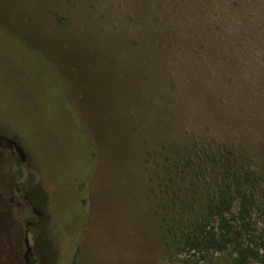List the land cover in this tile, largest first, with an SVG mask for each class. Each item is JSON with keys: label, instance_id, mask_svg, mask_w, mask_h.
Returning <instances> with one entry per match:
<instances>
[{"label": "rangeland", "instance_id": "374dc122", "mask_svg": "<svg viewBox=\"0 0 264 264\" xmlns=\"http://www.w3.org/2000/svg\"><path fill=\"white\" fill-rule=\"evenodd\" d=\"M141 1L0 0V132L23 151H0V264H26L25 238L36 264H171L154 190L174 139L226 141L264 171V0H149L186 37L212 27L204 48L232 36L210 83L223 126L193 124L205 107L178 64L157 69Z\"/></svg>", "mask_w": 264, "mask_h": 264}, {"label": "trees", "instance_id": "16d2710c", "mask_svg": "<svg viewBox=\"0 0 264 264\" xmlns=\"http://www.w3.org/2000/svg\"><path fill=\"white\" fill-rule=\"evenodd\" d=\"M146 1H141V14L143 19H150L143 25L155 45L157 69L170 58L171 63L187 72L186 96L200 100L207 112L196 115L199 118L192 119L194 125H226L222 119L226 115L219 112L223 99L210 83H214L217 69H230L236 59L232 36L225 28V34L219 32L215 46L204 48L205 41L215 39L212 27L203 35L198 32L199 26L184 28L190 34L186 37L181 26L160 22L159 12ZM253 40L257 42V37ZM259 44L263 45L264 40L260 39ZM241 49L244 51L243 45ZM192 53L198 56L193 65L183 58ZM173 84L178 86L175 81ZM161 147L158 157L162 175L154 190L161 258L171 264H264V171L232 144L213 143L194 133L189 140H172L168 154L164 145ZM26 158L29 165L28 154ZM74 252L69 251L66 264H75ZM59 254L54 251L56 264H62ZM28 264H36V260L29 257Z\"/></svg>", "mask_w": 264, "mask_h": 264}, {"label": "flooded vegetation", "instance_id": "af4514ba", "mask_svg": "<svg viewBox=\"0 0 264 264\" xmlns=\"http://www.w3.org/2000/svg\"><path fill=\"white\" fill-rule=\"evenodd\" d=\"M18 146H16L15 143H13L12 141L8 140L7 138H5L3 135H1V132H0V151H4V150H7L9 151L11 154L13 153L14 156L16 155V152H18ZM15 158L17 159V157L15 156ZM18 191L20 192V190L18 189ZM23 199H26V204L30 205V202L27 201V196L24 194V196H22ZM34 209H32L33 211ZM26 238L24 239V242H25V245H26V248H27V245L28 243L26 244ZM26 264L29 263V257L31 256V254H27V251H26Z\"/></svg>", "mask_w": 264, "mask_h": 264}, {"label": "water", "instance_id": "95a60500", "mask_svg": "<svg viewBox=\"0 0 264 264\" xmlns=\"http://www.w3.org/2000/svg\"><path fill=\"white\" fill-rule=\"evenodd\" d=\"M18 152H20V153H22L23 151H22V149L20 148V149H18ZM28 243V241L26 240V244ZM26 251H27V254H31V249H30V247L27 245V248H26Z\"/></svg>", "mask_w": 264, "mask_h": 264}]
</instances>
